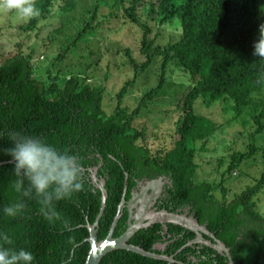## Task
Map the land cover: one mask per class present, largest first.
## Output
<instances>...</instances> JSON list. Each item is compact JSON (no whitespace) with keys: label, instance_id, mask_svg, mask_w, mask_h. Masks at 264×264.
<instances>
[{"label":"trees","instance_id":"trees-1","mask_svg":"<svg viewBox=\"0 0 264 264\" xmlns=\"http://www.w3.org/2000/svg\"><path fill=\"white\" fill-rule=\"evenodd\" d=\"M75 1L35 0L41 15L22 24L27 30L33 29L37 19H45L54 9L59 19L61 14L75 10ZM109 1L113 7H120L130 25L141 30L140 52L146 57L141 69L160 56L161 68L167 63L176 66L193 81L181 100L174 146L163 157L150 155L136 144L142 131L131 126L138 105L125 117L127 110L118 105L106 114L101 106L103 88L99 85L80 81L75 75L60 85L54 76L44 85L34 76L29 54L16 51L0 62V232L13 238L14 247L31 251L33 264H83L88 249L85 223L93 222L100 205V189L90 177L91 167L96 166L94 175L102 180L106 192L97 240L105 236L117 204L121 198L124 202L129 200L138 180L163 175L169 182L164 196L156 200L158 210L181 213L186 208L185 213L205 227L207 233H200L202 239L211 243L219 240L228 249L226 254L204 243H188L195 238V232L179 224L166 222L163 231L161 224L152 223L138 229L127 242L171 255L174 261L114 249L103 255L98 264H264V210L257 209L264 171L250 185L226 197L223 177L217 183L195 180L196 164L192 159L195 140L205 143L216 127L209 118L194 113L193 103L198 98L205 105L221 101L224 112L229 111L233 117L247 116L255 126L254 134L264 132V59L253 55L258 26L264 23V0H126V6L125 0ZM95 14L93 11L66 48L91 28L89 22ZM140 14L158 25L175 24L178 37L162 46L152 45L149 27ZM161 80L160 75L158 83ZM133 81L123 82L117 93L118 102ZM153 91L146 92L139 103L144 106ZM12 132L41 138L80 159L85 190L56 202L61 219L49 222L36 200L26 197L22 215L12 218L3 213L4 206L20 198L12 188L16 177L11 158L2 151L12 146ZM258 151L264 155V147L254 142H249L245 151H234L220 175L229 174L238 161ZM127 222L128 209L123 205L112 236H118ZM155 243L163 245L156 248Z\"/></svg>","mask_w":264,"mask_h":264},{"label":"rangeland","instance_id":"rangeland-1","mask_svg":"<svg viewBox=\"0 0 264 264\" xmlns=\"http://www.w3.org/2000/svg\"><path fill=\"white\" fill-rule=\"evenodd\" d=\"M126 5L125 0L123 6ZM56 11L54 9V13L43 20L37 19L30 30L24 28L23 21L14 13L0 17V62L19 51L23 55L29 54L34 76L44 85L54 76L58 77L60 85L70 75L90 85H99L103 88L101 106L106 114L113 112L118 105L127 110L125 117L138 105L139 111L131 126L141 130L143 135L136 144L143 146L152 156L163 157L174 146L181 100L193 83L190 75L168 63L161 68L160 56L141 69L140 65L146 60L140 52L141 30L130 25L122 16L120 7H113L109 0H76L75 10L61 14L59 19ZM93 11L96 14L89 22L91 28L85 29L75 44L66 48L90 20ZM140 15L149 27L148 37L152 39V45L162 46L178 37L175 24L158 25L147 15ZM129 55L134 64L129 62ZM160 75L162 80L158 83ZM127 79L134 80V83L118 102L117 93ZM151 89L155 91L146 97L143 106L139 101ZM223 109L224 104L218 100L210 105H205L199 98L194 101V113L209 118L216 127L205 143L195 140L192 159L196 164L195 180L217 183L223 177L222 186L226 197H230L250 185L264 171V155L258 151L238 161L229 174L221 176L219 172H224L230 155L234 151H245L249 142L264 147V132L254 134L255 126L247 116L233 117ZM167 182L168 178L163 175L155 177L156 185ZM149 193L148 190L143 192L145 198ZM216 195L219 196L218 191ZM257 209L264 210V186L258 195Z\"/></svg>","mask_w":264,"mask_h":264},{"label":"clouds","instance_id":"clouds-1","mask_svg":"<svg viewBox=\"0 0 264 264\" xmlns=\"http://www.w3.org/2000/svg\"><path fill=\"white\" fill-rule=\"evenodd\" d=\"M0 13H14L25 23L41 15L35 0H0ZM258 27L259 38L254 42L253 55L264 59V23ZM10 140L12 146L2 151L11 158L16 177L12 188L20 198L4 206L3 213L12 218L22 215L26 197L36 200L39 211L49 222L61 219L56 202L71 199L75 193L85 190L80 159L69 150H58L38 137L12 132ZM13 245V238L0 232V264H33L35 258L31 251Z\"/></svg>","mask_w":264,"mask_h":264},{"label":"water","instance_id":"water-1","mask_svg":"<svg viewBox=\"0 0 264 264\" xmlns=\"http://www.w3.org/2000/svg\"><path fill=\"white\" fill-rule=\"evenodd\" d=\"M96 167H91L90 169V177L93 182H97V187L100 189V205L98 212L91 224L88 222L85 223V227L87 228V237L84 239L88 243V249L86 252V256L84 259L83 264H98L99 260L103 255H105L107 252L114 250V249H125L131 252H134L136 254H139L141 256L153 258V259H159L167 262L174 261L173 257L171 255H166L162 253H156L154 251L150 250H144L140 248L139 246H136L134 244H130L127 242V240L140 228L146 227L152 223H159L161 224L162 228L165 229V223L170 222L174 224H179L189 230H192L195 232V238L188 243L191 242H199L204 243L206 245L212 246L214 249H216L218 252H224L227 254L228 249L223 245L222 242L219 240H215L214 243H211L209 240L202 239L201 232L207 233L205 227L203 225H199L195 218L192 217L190 214H186L185 211L178 213V212H167L164 209L155 210L151 208L153 199L156 196V193L158 194L159 186L156 187V183L154 184L155 187H153L150 191V193L146 196L143 195V192L146 189V187L141 188L140 193L142 194V197L140 198V202L136 207L135 212L133 213L132 210V192L131 197L127 202H124V199L121 198L119 203L116 207V212L112 218L111 224L108 228L107 233L105 236L97 240L96 238V230L98 226V219L103 211V207L105 204V197L106 192L103 188V182L102 180L96 179L94 173H95ZM154 183L153 181H148L147 184ZM145 189V190H144ZM143 191V192H142ZM142 199H147L149 202H145V205L141 203ZM138 203V200L137 202ZM141 203V204H140ZM125 205L128 209V222L125 229L116 237L112 236L113 228L115 226V223L120 215V209L121 207ZM210 235V234H209ZM163 244L155 243L153 247L161 248Z\"/></svg>","mask_w":264,"mask_h":264},{"label":"flooded vegetation","instance_id":"flooded-vegetation-1","mask_svg":"<svg viewBox=\"0 0 264 264\" xmlns=\"http://www.w3.org/2000/svg\"><path fill=\"white\" fill-rule=\"evenodd\" d=\"M94 167H96V166H94ZM95 172H96V170H95ZM148 181H153L154 183L147 184ZM154 184H155V178H151V179L142 178V179H140V180L137 181V183H136V185H135V187H134V189L132 191V203H133L132 210H133V213L135 212L136 207H137V205L140 202V198L142 197V194L140 193L141 188L146 187V189L150 192L151 189L153 187H155L156 184L155 185ZM167 185H168L167 183L160 184V186H159L160 188H159L158 194L156 193V196L153 199L151 208H153L155 210H158L157 204H156V202H157L156 200L159 197L164 196V191H165V188L167 187ZM156 187H158V185H156ZM137 200H138V203H136ZM145 202H149V200L145 199V200L141 201V203L144 204V205H145ZM184 211H186V208H182L181 209V212H184ZM165 229H163V231H165Z\"/></svg>","mask_w":264,"mask_h":264}]
</instances>
